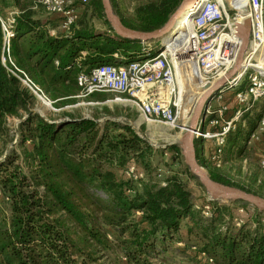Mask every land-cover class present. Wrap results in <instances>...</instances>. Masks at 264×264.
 <instances>
[{"label":"trees","instance_id":"16d2710c","mask_svg":"<svg viewBox=\"0 0 264 264\" xmlns=\"http://www.w3.org/2000/svg\"><path fill=\"white\" fill-rule=\"evenodd\" d=\"M110 1L126 28L143 33L162 29L185 3L146 0L126 13ZM73 2L79 18L64 32L62 18L48 15L37 0H0V264H264V212L252 207L254 214L238 227L233 208L212 202L206 218V204L198 205L188 183L197 178L178 147L169 150L181 171L164 173L154 166L157 151L130 125L110 120L118 113L107 105L92 118L67 111L61 119L46 116L37 110L38 99L8 72L2 20L12 9L18 15L9 57L57 112L78 102L80 75L142 54L140 42L115 34L102 0ZM235 93L222 102L232 114ZM109 99L105 93L86 98L100 104ZM10 119L19 120L17 146ZM247 136L231 132L230 151L242 157ZM196 157L203 167L216 166L201 159L198 142ZM209 166L213 181L264 198V182H255L257 190L239 188ZM130 167L145 178L128 179Z\"/></svg>","mask_w":264,"mask_h":264},{"label":"built area","instance_id":"2783aa9c","mask_svg":"<svg viewBox=\"0 0 264 264\" xmlns=\"http://www.w3.org/2000/svg\"><path fill=\"white\" fill-rule=\"evenodd\" d=\"M37 5L48 15L61 17L60 29L64 32H68L79 18L73 0H37ZM17 15L18 12H13L2 20L6 53L2 56V63L6 67L9 65L8 72L19 79L39 101L52 107V102L42 89L25 72L15 67L9 57ZM181 16L179 20L184 21L187 27L174 44L173 41L164 44L162 40L161 48L154 52L149 43H144L141 44L142 54L135 60L125 64L118 61L102 65L89 74L80 75L78 85L81 93L77 98L86 99L99 93L117 95L120 97L106 103H129L146 123L174 126L182 111L183 76L190 72L194 86H203L206 90L226 79L236 64L242 46L240 31L249 24V46L243 58L249 65L243 67L240 78L234 76L213 97L223 100L225 94L236 91V111L228 117L229 107L222 104L215 108L209 101L203 122L194 133L197 142H214L215 149L210 160L219 167L227 147V137L236 130V123L244 112L259 101H264V71L253 67L254 64L264 63V0H195L192 8L183 11ZM244 79L247 85L244 90L238 91ZM258 127L260 137L264 138V107ZM255 139L259 140V137ZM260 168L264 171V159L260 162ZM126 176L137 182L145 178L144 173L135 167H130ZM203 215L211 217L210 206L203 208ZM241 225L237 224L238 227Z\"/></svg>","mask_w":264,"mask_h":264},{"label":"rangeland","instance_id":"374dc122","mask_svg":"<svg viewBox=\"0 0 264 264\" xmlns=\"http://www.w3.org/2000/svg\"><path fill=\"white\" fill-rule=\"evenodd\" d=\"M115 1L116 2L114 3V5L117 6L116 9L124 11L126 13H132L138 3H141L146 0H115ZM88 6H89V1L88 3L85 4V7H83L82 11L88 9L89 8ZM111 6L113 7L112 3ZM181 18L182 16H180L179 19ZM149 44L151 46V50L154 52L158 51L162 46L161 41L151 42ZM243 81L246 80L244 79ZM189 85L192 86L193 81ZM201 89L203 92L206 90L203 86L201 87ZM105 94L110 95V99L108 101H114L116 97L118 98L120 97L109 93H105ZM188 94H189V90L184 91V97L182 99V111L180 113L179 120L174 126L146 123L145 121H143V119L141 118L139 113L135 110V108L132 107L129 103H125V102L106 103L107 102L106 101L104 104L89 105L90 101L86 99H78V102L75 105L65 107L57 112L55 111L54 106H52L53 109L51 108L47 109V107L41 101L38 100L37 110L41 111L46 116L53 115L60 119L63 117L65 111L74 113L75 115L84 118H92L96 112H99L97 108L100 109L101 107H103V105H107L110 109L118 113L117 116L109 117V119L120 124H128L131 127L135 128L141 134L143 140L149 146H151L153 149L157 151L154 158V166L160 168L161 170L164 171V173H166V171L168 170L181 171V166L179 165V161L172 160L171 157L174 154L172 153L171 150H169V148L172 146V144H180L181 137L185 133L184 129L182 128L183 126L181 120L182 112L185 115L190 113L189 117L193 115L197 107V102L200 99V97L196 94L193 95L192 93L190 95ZM121 98L122 100H124V97ZM211 102L213 104V107L215 108L223 104L222 103L223 100H218L217 98H213ZM263 107H264V101H259L258 103L253 105L249 111L244 112L242 117L236 123V130L233 132V135L237 133H242L245 135L248 134L246 139L242 141V145L244 144V154L242 155V157L238 156L237 150L233 152L230 151L229 142H228V146L225 148L222 157V164L219 167L214 165H211L210 167L209 165H207L210 168L212 167L215 168V171L219 170L221 177H223L226 181L230 182L231 184L238 186L239 188L257 190L255 188L256 187L255 182L257 180L264 182V171L260 168V162L261 160L264 159V138L262 136L260 137V131L258 127L261 114L263 111ZM242 111H244V108L242 109ZM228 114H229L228 117L233 116L232 112H229ZM105 120L106 119L104 118L100 119L99 120L100 125H104ZM18 124H19L18 119H10V125L13 128V131L16 136L14 142L15 146H17V143L20 138ZM186 127H188V125ZM251 136H255V137L252 138ZM256 136L259 137V140L255 139ZM198 143L199 146L202 147L203 145L204 149L208 151L213 152L215 149L213 141L199 140ZM179 149L181 150V154L183 156L184 151L181 148ZM17 151L20 152L21 149L18 148ZM203 157H205V153ZM183 161L185 162L184 156H183ZM206 167L203 168L208 172V169ZM195 181L199 183L198 179ZM195 181H188V183L189 186H191L194 190L195 193L194 200L198 203V205H201L203 203L206 204V206H208V204L213 202L221 205H227L233 208V210H235L236 213L235 224H243V222H245L251 215L254 214V210L250 205L247 206H244V204L235 205L234 202H231L229 200L214 199L208 193L203 194L200 191V189L196 188ZM260 193L264 196V190L261 191ZM251 223L254 224L253 221H251ZM262 225H264V221L262 222Z\"/></svg>","mask_w":264,"mask_h":264},{"label":"water","instance_id":"95a60500","mask_svg":"<svg viewBox=\"0 0 264 264\" xmlns=\"http://www.w3.org/2000/svg\"><path fill=\"white\" fill-rule=\"evenodd\" d=\"M194 2L195 0H185V3L171 16L169 22L162 29L151 33H143L126 28L122 24L118 16L114 13L113 7L111 6V1L102 0L104 14L115 34L121 39L133 42L137 41L141 44L162 41L180 22L179 18L183 11L191 9ZM239 38L242 41V46L237 57L236 64L229 72V78L218 81L209 89V92L205 95V97H203L199 101L198 106L188 124V129L181 137L180 144H172V146L179 147L184 151L183 156L185 158L186 166L190 169L191 173L199 180V183L205 188L207 193L212 198L229 200L231 202H241L254 207L260 212H264V198L213 181L209 173L203 168L196 157L197 141L194 138L196 127L199 124H202L208 102L213 100L214 94L217 93L221 88H223L227 84V82L235 76L236 69L239 66L240 62H242L244 54L246 53L249 46V24H246L241 29ZM133 129L143 139L141 134L135 128Z\"/></svg>","mask_w":264,"mask_h":264},{"label":"bare ground","instance_id":"6f19581e","mask_svg":"<svg viewBox=\"0 0 264 264\" xmlns=\"http://www.w3.org/2000/svg\"><path fill=\"white\" fill-rule=\"evenodd\" d=\"M187 25L185 24L184 21H180L177 26L174 27V29L172 30V32L167 36V38H164L163 41H164V44L166 43H169V42H172L173 44L175 43V41H177V39L182 35V33L185 31ZM172 44V45H173ZM247 65H249V62L248 61H244V59L242 60V62H240L239 66L237 67L236 69V73H235V78H240L241 74H242V69L243 67H246ZM254 68H257V69H261L264 71V63H257V64H254L253 65ZM229 78V74L226 76V79ZM192 74L190 72H188L186 75L183 76V82H182V89L183 91H186V90H189V94L190 95L192 93L193 94H196L200 97V99L198 100L197 102V106H198V103L199 101L205 97V95L209 92V90H205L204 92L202 91L201 87H195L194 86V83L193 85H189L191 82H192ZM188 86V87H187ZM187 88V89H186ZM206 89V87H204ZM45 106L48 108H51L53 109V107H50L48 103L45 104ZM184 106V105H183ZM43 107V106H42ZM197 108V107H196ZM196 110V109H195ZM47 111V110H46ZM50 111V110H49ZM190 113L188 114H184L182 112L181 116H182V123H183V126L182 128L185 129L186 126L189 124L190 120H191V116L189 117ZM161 127V126H160ZM159 130V128H158ZM162 130V128H161ZM178 143V142H177Z\"/></svg>","mask_w":264,"mask_h":264},{"label":"crops","instance_id":"0c3cea01","mask_svg":"<svg viewBox=\"0 0 264 264\" xmlns=\"http://www.w3.org/2000/svg\"><path fill=\"white\" fill-rule=\"evenodd\" d=\"M13 12H17V10L12 9V10L8 11V13L6 14L5 19L8 18L9 15H10L11 13H13ZM200 148H201V158H202V160H203V161H209L212 152H211V151H208V150H206V149H204V146H203V145H202V147L200 146ZM204 153H205V157H203V156H204Z\"/></svg>","mask_w":264,"mask_h":264}]
</instances>
